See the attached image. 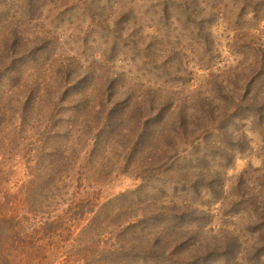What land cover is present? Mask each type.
<instances>
[{"label": "rangeland", "instance_id": "rangeland-1", "mask_svg": "<svg viewBox=\"0 0 264 264\" xmlns=\"http://www.w3.org/2000/svg\"><path fill=\"white\" fill-rule=\"evenodd\" d=\"M0 71V264H264V0H0Z\"/></svg>", "mask_w": 264, "mask_h": 264}, {"label": "trees", "instance_id": "trees-1", "mask_svg": "<svg viewBox=\"0 0 264 264\" xmlns=\"http://www.w3.org/2000/svg\"><path fill=\"white\" fill-rule=\"evenodd\" d=\"M12 67L11 68H5L2 72H5L6 74H8L9 75V73H12ZM1 72V71H0ZM8 75H4L3 76V78L5 79V78H7L6 79V82H7V84L8 85H10V83H11V79H10V75L8 76ZM2 78H0V80H1ZM116 81V80H115ZM115 81H113V83L112 84H114L115 83ZM65 96V95H64ZM85 105L83 104V103H78V106H76L77 108H79V107H81L82 108V110H83V107H84ZM136 107V106H135ZM138 107H140V105H138ZM137 108V107H136ZM160 109V110H159ZM162 111L163 110H161V108H158V109H155V110H153V112H152V116H151V118H154L155 117V119H156V121L157 120H159V119H161L162 118ZM151 115V114H150ZM187 117H186V115H185V113H184V111L183 112H180V113H178V118H177V122H179V123H182L183 122V120L184 119H186ZM77 130H79V129H77ZM89 131L90 130H87V132H86V137H85V139H84V141L87 143L86 144V146H85V148L83 149V151L84 152H89V153H91V152H93V148H94V146H97V136H91V138H89L88 139V136H89ZM69 133H67V135H68ZM78 134L80 135V137H84L85 135H84V132H81L80 130L78 131ZM89 144H92V146H90ZM89 146L91 147V149H89V150H86L87 148H89ZM82 151V150H81ZM139 192V191H138ZM134 195H137V192L136 193H132V194H129V196H126V199L127 198H130L131 196H134ZM141 217H144V216H141ZM135 225V224H134Z\"/></svg>", "mask_w": 264, "mask_h": 264}]
</instances>
